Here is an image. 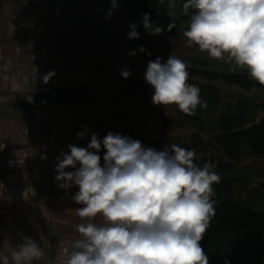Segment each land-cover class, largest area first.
<instances>
[{
    "label": "clouds",
    "instance_id": "1",
    "mask_svg": "<svg viewBox=\"0 0 264 264\" xmlns=\"http://www.w3.org/2000/svg\"><path fill=\"white\" fill-rule=\"evenodd\" d=\"M110 4L107 17L118 6L117 0ZM168 9L167 15H175V0H168ZM181 13L189 17L183 32L187 47L224 61L230 71L245 70L264 88V0H184ZM139 23L147 35L165 30L149 13ZM174 26L170 23L167 30ZM128 27L127 38L138 39L137 23ZM187 68L174 53L166 61L148 62L144 80L153 90V105H176L188 116L207 107L199 87L188 83ZM119 74L127 79L130 70ZM52 75H45L44 82ZM25 99L34 102L30 95ZM87 131L78 132L77 139ZM66 147L68 152L56 158L55 182L60 189H78L71 199L80 205L74 211L81 222L76 225L79 239L60 249L62 264H208L200 241L215 215L212 186L221 180L211 163L197 166L195 152L176 144L157 150L111 131L103 139L93 133L86 148ZM43 255L37 241L22 236L7 253L0 250V264H33Z\"/></svg>",
    "mask_w": 264,
    "mask_h": 264
},
{
    "label": "rangeland",
    "instance_id": "2",
    "mask_svg": "<svg viewBox=\"0 0 264 264\" xmlns=\"http://www.w3.org/2000/svg\"><path fill=\"white\" fill-rule=\"evenodd\" d=\"M117 5L111 17H107L111 5L102 0L74 1L65 7L54 6L50 0H0V8H22L18 13H0V18H8L4 21L6 27L10 22L19 26L17 38L27 39L28 35L31 41L42 43L54 53L45 63V67L54 73L53 79L64 77L65 82H71L73 73L75 82L67 86L82 85L86 91V97L81 100L58 101L53 105L45 102L27 104L24 97L28 94H23L19 102L25 105L13 110L8 103L1 104L0 95V143L6 147L1 148L0 153L6 154L11 167L8 178L0 182V250L7 253L21 242L22 236L31 237L44 253L33 264H57V261L62 264L61 247L79 239L76 225L81 221L74 209L80 205L71 199L78 189H60L55 182L56 158L61 151L68 152V144L86 148L93 133L100 139L109 131L128 132L179 146L187 144L196 154L194 163L197 166H203L199 165L202 157L212 155L211 142L206 135L201 137L202 145H191L189 139L193 127L178 128L170 124L169 120L175 116L173 105H153L152 91L144 99L126 93L123 88L144 77L149 61L157 57L166 61L171 53L187 65L205 59L210 61L212 68L220 70H229L230 65L209 58L196 46L187 47L184 31L176 28L166 29L159 39L151 38L153 42L145 45L143 52L133 49L126 43L132 21L122 4ZM133 51L135 56L128 55ZM28 65L24 64L28 68L32 66ZM124 69L130 70L127 79L119 74ZM61 88L58 83L48 89ZM220 88L222 92L232 90L225 86ZM244 94L255 97L258 102L264 99V94L258 91ZM12 113L20 119H16L14 125L9 123ZM263 116L260 111L255 122H260ZM55 120L60 128L66 122L70 124L66 141H59L54 135L50 123ZM24 123L27 125L25 131ZM36 124L50 128L49 136L38 138V131L34 130ZM78 126H82V131L88 129L83 139H77ZM10 132L15 142L8 138ZM24 137L28 139L23 141ZM45 154L47 158L42 160L41 156ZM98 154L102 158L104 150ZM214 165L212 170L221 180L234 183L233 197L238 203L251 212L264 215V191H257L264 185V162L253 157L244 158L234 166L232 174L219 172Z\"/></svg>",
    "mask_w": 264,
    "mask_h": 264
},
{
    "label": "trees",
    "instance_id": "3",
    "mask_svg": "<svg viewBox=\"0 0 264 264\" xmlns=\"http://www.w3.org/2000/svg\"><path fill=\"white\" fill-rule=\"evenodd\" d=\"M74 1L89 0H50L57 7H65ZM102 1L110 4V0ZM119 2L124 12L129 14L132 23H137L139 38L126 39V43L133 49L151 44V38L163 37L170 23L176 29L187 30L189 17L181 13L184 0H175V15L172 16L167 15L168 0H164L163 5L158 4V0H117ZM144 13H149L150 20L158 22L157 26H164L162 34H146L139 23ZM209 64V60H198L187 68L188 83L199 87L200 99L207 102V107H198L195 115L188 116L173 105L175 116L169 122L178 128L187 125L193 127L194 132L189 139L191 145H202V135L210 139L212 155L202 157V164L199 162V165L207 162L213 166L215 163L214 168L219 172L232 174L234 166L244 158L253 157L264 162V116L260 122H255L260 111L264 114V99L258 102L255 97L244 94L252 91L264 94V88L252 81L245 70H220ZM221 86L230 87L232 90L222 92ZM123 89L128 94L144 99L149 96V91H153L144 77L130 82ZM28 95L33 98V103L45 102L53 105L58 101L81 100L86 97V91L82 85H75ZM25 97L24 101L28 104ZM121 135L138 139L145 147L157 150L164 145H172L167 140L137 137L128 132ZM180 146L189 149L187 144ZM8 168V157L5 153H0V182L8 178ZM233 185V182L225 180L213 184L215 215L200 245L208 256V264H264V215L242 207L233 197ZM261 190L264 191V185L257 191ZM253 191L256 192L255 189Z\"/></svg>",
    "mask_w": 264,
    "mask_h": 264
},
{
    "label": "crops",
    "instance_id": "4",
    "mask_svg": "<svg viewBox=\"0 0 264 264\" xmlns=\"http://www.w3.org/2000/svg\"><path fill=\"white\" fill-rule=\"evenodd\" d=\"M21 9L22 8H0V13H18ZM7 19L8 18H0V95L2 105L8 103L11 107L10 110L18 109L25 105L20 104L23 94L49 90V87L57 86L58 83H60L61 87H68L67 85L69 83L75 82L74 75L72 73L70 76L71 82H65L64 77H60L59 79L56 77L54 80L53 76H51L47 83H45L43 77L52 73L51 69H47L45 67V63H48L50 56L54 53L46 47H43L42 43L31 41L28 35L27 39L17 38L19 34V26L10 22V24L6 27L4 25V21ZM33 32H35V30ZM24 64L33 65H28L29 69L27 66H24ZM4 94H7V96ZM12 116L13 117L9 122L10 125L16 124L15 121L18 118L15 117V113H12ZM17 120L20 121V119ZM27 122L29 123L30 121ZM56 123V120L53 123H50V126L54 128V135H57L59 141H66L69 137L68 131L70 124L66 122L63 127L60 128L56 125ZM42 124H36L34 127V130L38 131L36 133L38 138H46V136H49L50 133V128H47ZM37 125L38 128H36ZM24 126L25 123L23 124L25 131L27 125L25 127ZM78 127V131L81 132L82 126ZM8 130L10 131V129ZM7 135L8 138L11 137L13 142H15V137L11 135V132L10 135ZM19 139L22 140V136H19ZM26 139L28 138L24 137L23 141ZM1 148L6 147L0 143V150ZM11 156L13 157L17 155ZM16 164L18 163L16 162ZM10 169L11 167L9 166V170ZM60 262L61 261H57L56 263L60 264Z\"/></svg>",
    "mask_w": 264,
    "mask_h": 264
}]
</instances>
